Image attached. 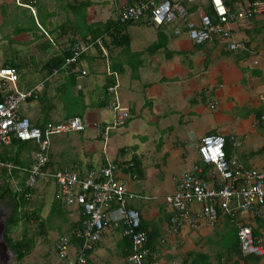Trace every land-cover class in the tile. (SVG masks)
I'll return each instance as SVG.
<instances>
[{
  "label": "crops",
  "instance_id": "1",
  "mask_svg": "<svg viewBox=\"0 0 264 264\" xmlns=\"http://www.w3.org/2000/svg\"><path fill=\"white\" fill-rule=\"evenodd\" d=\"M139 1L112 0L110 5L101 4L102 1L100 0H74L75 5L66 7L65 19L57 25L54 30L55 35L49 33L53 38L49 39L45 33L48 28L51 29L50 25L52 24L48 22L50 17L43 13V8L37 9V0H0L1 35L7 34L8 36L9 34L15 40L17 38L23 39V37L25 40H29L30 30L34 28L44 31L41 42L45 41L42 48L44 53L42 50L35 49L36 61L34 63L29 59V61L19 64L18 62L5 61L0 65V67L15 68L18 78L15 81H8L2 94L17 92L16 90L28 94L22 100L26 101L24 106H20L22 101L19 103L17 113L19 116L29 118L35 126L40 127L48 121L60 122L73 116H80L89 124L88 126L98 130L96 134L89 135L86 140H82V136L79 134L68 136V133L83 134L84 132H65V134L53 135L50 138L49 152L55 166H61L66 162H78L84 168L86 166L99 167L109 161H125L131 157L141 161L143 175L136 180L131 179L126 174L119 173L120 179L124 183L126 182L130 189L139 186L136 185L138 179H142L145 175L147 179L150 177L149 170L151 167L136 153L139 149L138 144L128 146L119 143L130 137L144 143L148 139L147 131L156 134L151 131L154 126L160 132L158 126L161 125L164 133L171 134L175 123L192 125L189 130H202L204 123L205 128L201 131L203 132L201 137L208 133H221L227 136L229 138L227 153L242 160L239 155H244L245 152L239 151L237 153L241 144L234 143L232 138L234 135L230 133V125L225 124L226 130L224 132L219 125L208 123L202 116L206 115L210 109H214L217 103H221L220 95H224L228 97L223 105L226 111L237 110L244 103L249 107L242 121L238 122L236 117L234 123L237 130L241 131L242 129L244 131L242 127L244 122L247 121L252 124L253 119L264 124V111L262 113L256 110L258 101L262 102L264 99V13L249 19L236 20L229 24L231 39L239 40L244 44L243 48L231 50L227 40H213L198 44L185 33L175 35L173 29L177 23L157 26L147 17L144 21L133 22L124 27L115 22L123 7ZM174 1L181 3L186 9L185 19L198 20L202 13L208 14L206 10H212L211 0H197L192 4L186 0ZM223 1L226 5L230 2L229 4L232 6L229 7L234 10L248 4L251 0ZM106 5L111 6L109 12ZM81 11L84 12V19H86L83 28H79L78 21ZM25 19H29L30 23L25 22ZM12 21H16L20 26L12 29ZM144 25L146 30H148V26L150 27L146 36L143 31ZM97 32L99 34L95 36ZM97 39L102 41L107 56L101 54L100 47L96 44ZM75 43H89L90 46L78 57L77 64H66L64 61L71 55L72 46ZM33 67L38 72L37 75L29 73ZM107 68L115 72L117 77L108 74ZM54 69H58V71L54 73ZM78 69L85 72L81 73ZM96 74L101 82L100 87ZM90 76H94L91 82L86 80ZM127 78L130 82L129 88L121 94V99L123 98L122 100L128 105L125 108L130 116L135 114L133 119H137L139 122L144 120L148 122L142 124L145 127V130L142 131L143 128L140 123L130 124L131 128H129V123H132L133 119L129 120L125 124L128 127L121 129L116 134L110 131L112 126L108 113L114 111H111L108 106L112 99L117 102L119 99L117 96L113 97L111 94L114 92H109L107 87L110 85L119 87L123 84L128 87ZM223 86L228 87L226 93H224ZM137 91L141 92L142 96L140 95L135 101L132 94ZM204 93H210L214 97L207 104L201 97V94ZM229 98H231L230 102L228 101ZM252 100L255 101L252 103ZM250 103L252 108H250ZM67 104L71 105V109L67 108ZM179 111H182V115L178 121H174L176 112ZM213 113L214 118H216L215 112ZM94 121L101 123L103 127L108 124L109 127L106 130L97 128L91 125ZM129 129L132 131L129 132ZM142 132H144V136H141V139L140 133ZM248 132V135L254 137L249 141L252 146L251 151L264 150V143L259 137L260 134L250 127H248ZM201 137L194 140L197 149ZM178 140L170 138L168 135L166 144L172 150H177ZM170 141L173 142L171 145ZM123 148H127V152L120 156V151ZM106 150L114 153L113 159H108ZM96 151L99 158L95 163H90L89 156L92 157L94 154H89L96 153ZM180 156L182 159H186L184 154ZM192 158L194 161L189 163L186 168L193 164H199L205 169L206 166L202 163L199 153H195ZM245 163L248 167L254 166L251 163ZM203 174L207 176H205L206 178L210 176L209 170L207 174L203 170L201 176ZM44 183L48 185V181H44ZM176 183L177 180L169 182L165 194L173 192ZM153 199L156 198L152 197V199L141 200L140 202L136 200L135 202V205L139 207L147 231L151 233L152 239L158 241L157 250H152L151 256L149 255L150 264H170V262L178 264L180 257L195 247L196 239L199 238L198 248H205L207 251V242L210 243L213 238L216 240V230L218 234H222L225 226L226 230L233 234L234 229H236L235 224L228 222L225 214L221 212L222 218L217 228L202 223L198 228L199 230L197 229L198 231L184 226L177 233L166 234L167 215H165L162 222L165 234L161 235L155 224L157 211L154 208V203L150 202ZM254 213L255 215L238 212L236 219L238 222L250 225L253 235L263 236L264 204L255 208ZM67 215H69L67 218L72 219L70 213ZM75 218H73V222L77 219ZM47 230L49 229L47 228ZM126 243L127 240L118 235V232L107 228L102 240L85 252L87 264H124L125 255L123 251ZM180 248L188 249L181 251ZM73 249L71 255L75 253V249L77 250V248ZM229 249L222 246L215 248L214 257L211 261L214 264H264V255H251V257L259 258L257 262L251 260L243 262L235 258L230 259V261L226 256L224 260L219 261L215 257L219 252L227 254ZM39 254L45 255V261L40 263L34 261ZM47 256L48 249L47 251L42 250V252L31 251L24 257L22 264H64L60 258L54 262L48 261ZM12 262L14 261L10 263Z\"/></svg>",
  "mask_w": 264,
  "mask_h": 264
},
{
  "label": "built area",
  "instance_id": "2",
  "mask_svg": "<svg viewBox=\"0 0 264 264\" xmlns=\"http://www.w3.org/2000/svg\"><path fill=\"white\" fill-rule=\"evenodd\" d=\"M195 3L197 0H186ZM214 16L202 13L198 20L185 19V8L174 0H140L133 5H126L120 10L119 20L125 22L149 15L150 21L157 25L177 23L173 29L175 35L187 34L195 43L227 40L231 50L243 48V42L231 39L229 24L236 20L249 19L264 13V0H255L234 10L223 0H211ZM183 21V22H181ZM183 23V24H182ZM182 24V25H181ZM103 56L107 52L100 39L96 40ZM89 43H75L71 55L65 59L66 64H77L78 57L85 52ZM58 69H54L56 73ZM81 73L84 70L78 69ZM107 73L117 75L107 68ZM15 68L0 67V146L9 144L12 137L25 141H35L39 149L33 152L32 163L28 167H20L0 161V168H17L27 173L24 185L34 188L38 178L51 177L58 186L57 195L65 205H77L81 208L78 224L70 232L57 237L55 250L64 264H87L85 252L100 242L109 225L118 228L121 237L131 236L132 252L125 257L124 264H145L144 260L151 254L146 246L147 236L139 229L140 215L134 203L137 198L151 199L147 195L132 192L120 179L121 168L131 166L130 163H108L96 166H78L45 172L42 167L48 162L49 139L52 135L65 132H80L86 128V122L80 116H73L66 121H48L43 126L33 125L29 118L19 116V103L28 94L11 92L3 95L8 81L17 80ZM115 85L107 87L109 92ZM109 109L114 111V125H121L129 118L128 111L119 102L111 100ZM93 126L105 127L94 121ZM226 139L221 133H208L201 137L198 153L201 161L209 166L210 176H201L203 167L193 164L184 169L173 192L166 194L163 200L179 214L169 218L170 234L176 233L186 226L196 229L204 223L213 226L218 222V208L230 217L238 228L240 251L243 254L264 255V236L254 237L250 225L238 222V212H254L256 206L264 203V169L259 170L244 165L235 155H228L225 149ZM121 165V166H120ZM135 177V174H134ZM25 197L30 196L29 190ZM130 203L132 205L130 206ZM73 239L79 243H73ZM77 248L70 255L68 248ZM79 248V249H78ZM18 264V263H15Z\"/></svg>",
  "mask_w": 264,
  "mask_h": 264
},
{
  "label": "rangeland",
  "instance_id": "3",
  "mask_svg": "<svg viewBox=\"0 0 264 264\" xmlns=\"http://www.w3.org/2000/svg\"><path fill=\"white\" fill-rule=\"evenodd\" d=\"M97 1H99V0H97ZM100 1H102L101 4H104V3L110 4V5L112 4V0H100ZM74 3H75L74 0H37V4H36L37 9L40 10L43 8V10H42L43 13L50 17L48 22H50L52 24V25H50L51 29L48 28V30L45 33L47 38L53 39V38H51L49 33L52 35H55L54 30L56 29L57 25L61 24V22L65 19V16L67 13L66 7H69L71 5H75ZM110 5H106V9L108 10V12H109V8L111 7ZM146 17H147L146 15H143L142 17H140L138 19H134V20L140 22V21H144L146 19ZM84 18H85V14H84V12L81 11V14H80L79 20H78L79 21V28L84 27V23L86 22L85 21L86 19H84ZM25 22L30 23V20L25 19ZM11 26H12V29H14L17 26H20V24L17 23L16 21H12ZM147 29L148 30L145 29V25H144L143 31L146 33L145 36L150 31V27L148 26ZM43 33H44V31H39L37 29L32 28L30 30L29 40H25L24 37H23V39L17 38L15 40L9 34H8V36H7V34H4V35L0 34V65L5 61H12L15 63L18 62V64H19L22 62H27V61H29V59H31V61L34 63L36 61L35 60V55H36L35 49L40 51V50H42V48L45 45V41L41 42L42 41L41 38L43 36ZM42 52H43V50H42ZM29 73L37 75L38 72L33 67ZM94 76H90L86 80L91 82L92 79H94ZM96 79L98 80L97 74H96ZM30 80H31V78H30ZM98 82H99V87H100L101 86L100 80H98ZM127 82H128L127 83L128 87H126V85H124V84L122 86L120 85L119 87L116 86L115 90L113 91L114 94L110 93L111 95H113V97H115V96L118 97L119 103L123 108L128 107L127 102H124L122 100L123 98L121 99V97H122L121 94L125 93L129 88V84H130L129 78H127ZM137 87H139V86L137 85ZM223 87H224V93H226L228 87L227 86L226 87L223 86ZM140 89L142 90V87H140ZM16 91L20 92L18 90H16ZM100 92H101V94H103L102 90H100ZM20 93H23V92H20ZM132 95H133V98L135 99V101L140 97V95L142 96L141 92H139V91L135 92ZM201 95H202L201 97L204 99V102L206 104L209 100L214 98L210 93H204ZM220 96H221V100H222L221 103L220 102L217 103V106L214 109H210V111L206 115L202 116V118L204 120H207V122L210 124L219 125L224 132L226 130L225 124L230 125V133H232L234 135V136H232L234 143H236L238 145H239V143L241 144V147H239V149L237 150V153H239V151L245 152L244 155H239V157L242 159L240 161L241 162L243 161L242 162L243 164L245 162L253 164L254 165L253 168L263 169L264 168V150L253 151V152L251 151L252 146H251L249 141L251 139H253L254 137L248 135L249 134L248 127L257 131L258 134H260L259 137L262 140V143H264V124L258 123L257 120L255 121L253 119L252 124L248 123L247 121L244 122V125H242L244 131H242V129H241V131L237 130L235 128V123H234L236 117H237L238 122L242 121L244 118V114L246 115V113L249 110V107L247 106L246 103H244L241 105V107H238L237 110L226 111V109L223 107V105L226 103L228 97H225L224 95H220ZM253 96H257V95H253ZM148 98L150 99V97H148ZM228 101L230 102L231 98H229ZM254 101L255 100H252L251 102L253 103ZM25 103H26V101H22L20 103V106H24ZM187 105H189V103H187ZM70 106L71 105L67 104L68 109H71ZM186 107L188 108L189 106H186ZM252 107L253 106L250 103V108H252ZM256 110L258 112L263 113V111H264V99L262 100V102L258 101V106L256 107ZM175 111H177V110H175ZM213 112H215V116L217 119L214 118ZM108 115H109V120H110L111 126H112L110 131L112 133H116V134H118L121 129H125L126 127H128V125L125 126L126 122L129 120H132L135 117V114H131V116H130L128 113L129 119H127L125 121V123H123L121 125H114V112H109ZM181 115H182V111L176 112V116L174 117L175 119H173V120L178 121L180 119ZM214 119H216V120H214ZM162 121L163 120L161 118V122ZM147 122H148L147 120H144L143 122L142 121L139 122L137 119L136 120L133 119V122L129 123V128H131L130 124L140 123V125L142 126L143 123L146 124ZM88 125L89 124L86 122V128L83 131L84 132L83 134H81V133H68V136L79 134L82 136V140H86L87 137H89V135L96 134L98 132L97 129H95L93 127L91 128V126H88ZM185 126H187V127H185ZM119 127H121V128H119ZM173 127H174V129L172 130L171 134L164 133L162 131L161 125L158 126L160 132H158L156 130L155 126L152 127L151 131L155 132L156 134H151L150 132L147 131L148 139L144 143L143 142L141 143V142H139V140H135V138H132V137H130L129 139L125 138L124 140H122L119 143L120 145H128V146L133 145V144H138L139 149L136 151V153L139 154L141 156V158L147 162V165H149L151 167L150 170L147 167V169L150 172V177L147 179L146 175H145V177H143L142 179H138L136 181V185H139V186L138 187L134 186L133 189L131 188V190H133L135 193L136 192H138V193L143 192V193H146L147 195H149L150 197L152 196V197L156 198V199L151 200L150 202L154 203V205H155L154 208H156V211H157V218H156L155 224L158 227V231L161 235L165 234V229L163 228V223H162L164 216L170 214V212H171L170 206L167 205L165 202H163V197L165 196V193L167 192V189H168V183L172 182V181L175 182L176 180H178L181 172L186 168V166H188L189 163L194 161L193 160L194 158H192V156L195 153L196 154L198 153L197 148H196L197 145H196V142H194V140L201 137V135L203 134V132H201V131L204 130L205 124L203 123L202 130H189L192 127V125H180L177 123H175V125ZM142 128H143L142 131H144L145 127L142 126ZM131 131L132 130L129 129V132H131ZM242 132H244V133H242ZM63 134H65V133H63ZM143 134H144V132L140 133L141 139L144 136ZM168 135L170 138L179 139L178 140L179 144L177 146V150H172L170 147L167 146L166 138ZM107 142H109L108 139H107ZM49 143H50V139H49ZM169 143L171 145L173 142L170 141ZM106 153H107L106 155H107L108 159H113L112 157H114V153L107 152V150H106ZM93 154H94V156H92V157L89 156L90 163H95L97 161V159L99 158L97 151H96V153H90L89 155H93ZM182 154H184L186 156L185 160L182 159V157L180 156ZM73 165H74L73 163L66 162L64 164H61L60 167L61 168H71V167H73ZM19 175L20 174H18V178L12 177L9 180V183H10L11 188L13 190L17 189L20 186L19 182H20L21 177ZM44 181H48V185H45ZM36 190H37V192H36ZM56 191H58V186L55 183L54 179L49 178V177H45L44 180H43V178L38 179L37 183L35 184V195H33V197H31V203L32 204L30 205L31 207H29V208L38 210L40 220H38V221L31 220L29 222L25 221V220H21L16 226H13L11 228V232H10L12 237L15 239L20 238L22 236V234L26 231L28 234H32V233L36 234L39 231L40 221H41V223L46 226V230H47V228L49 230H47L48 232H47V234H45V236H41V235L38 236L36 234L38 236L37 237L38 243H36V245L32 251L42 252V250L47 251V249H48L47 260L51 261V262H54V261L59 259L57 252L55 250V242L57 240V237H59L60 235H62L64 233L70 232V227H71L70 225H71V223H73V218L77 217L79 214V211L77 209V205H65L61 198H59V199L57 198L58 199L57 202L58 203L60 202L59 204H62L61 208H57V210L61 211L62 216L59 215L58 214L59 212L56 210L54 211V213L52 215L47 216L49 211H50L51 205H53L52 201H53V198L55 196ZM139 195H142V194H139ZM137 200H138V198H137ZM138 202H140V200ZM1 207L3 209H1ZM10 210H11V207H10L9 199L6 198L4 200H0V212H10ZM69 213H70L72 219L67 218V216H69L67 214H69ZM198 228L192 229V230L198 231L199 230ZM73 243H74V245L76 244L74 239H73ZM41 248H42V250H39ZM182 249L185 251L188 248H182ZM182 249H181V251H183ZM73 250L74 249L72 247L68 248L69 253H73ZM44 256L45 255L42 256L39 254L38 257H36L34 259V261L38 262V263L43 262V261H45ZM20 264H22V262ZM170 264H172V262H170Z\"/></svg>",
  "mask_w": 264,
  "mask_h": 264
},
{
  "label": "trees",
  "instance_id": "4",
  "mask_svg": "<svg viewBox=\"0 0 264 264\" xmlns=\"http://www.w3.org/2000/svg\"><path fill=\"white\" fill-rule=\"evenodd\" d=\"M252 1H254V0L249 1V3H251ZM210 3H211V1H210ZM229 3L230 2L227 3V6L231 7L232 5ZM206 12L208 14H210L211 16H213L211 9L206 10ZM119 14H120V12H119ZM119 14H118V17H119ZM146 16L150 20L149 15H146ZM115 22H117L118 24H121L122 25L121 27H124L130 23L137 22V21L128 20L125 22H121L119 20V18H117L115 20ZM118 30L120 31V29H118ZM98 34L99 33L97 32L95 34V36H97ZM80 132H83V131H80ZM224 137L226 139L225 149L227 152V146H228L229 138H227V136H224ZM38 149H39L38 144L33 140L22 141V140L16 139L15 137H12L9 144L0 146V161L5 162V163H11L13 165H17L20 167H28L32 163L33 152L37 151ZM125 152H127V148H123L122 151H120V156H122ZM228 155L230 156L231 154H228ZM112 162L116 163V164L130 163L131 162V164H132L131 166H128L127 168H123V167H120V168L122 171L121 173L128 175L133 180H136L137 178H139L143 175L141 161H139L138 159L131 157L129 160H125V161L113 160ZM73 164H77L78 166L82 165L81 163H78V162H74ZM205 166L206 167H205L204 171L207 174V171L209 170V166H207V165H205ZM58 169H62V168L58 165L55 166V163H53L51 154L48 150V162H46V164L42 167V170L45 172H55ZM18 174H20L19 176L21 177L20 182H19L20 186L18 189L13 190L11 188L9 180L12 177L18 178ZM134 174H135V177H134ZM203 176L205 177L206 175L203 174ZM26 177H27V173L23 172L17 168H11V169L6 168V167L0 168V200H4L6 198L9 199L10 207L12 208V212L10 213V215L8 216V218L5 222V229H4V233H3L4 240L6 241V244L15 253L14 262H12L10 264H15V263L20 264L22 262V260L24 259V257H26L35 247V245L37 243V237L39 235L45 236V234L47 233L46 226L44 224H42L41 221H40L39 231L36 233L38 236L36 234H33V233L28 234L26 231L22 234V236L20 238L15 239L12 237V235L10 233L11 228L13 226H16L21 220H25L28 222L31 220H36V221L40 220L38 210L29 208V207H31L30 205L32 204L31 203V197H33V195H35V187L34 188H26L25 187L24 182H25ZM49 178H51V177H49ZM38 179H41V177ZM43 179H45V178H43ZM27 190H29V192H30V196L28 198H26L24 195L25 191H27ZM131 191L134 192L133 190H131ZM135 194L137 195V193H135ZM142 195H147V194H142ZM147 196H149V195H147ZM57 198L59 199V197L57 195V191H56L55 196H54L53 201H52L53 205H51L50 211H49L47 216L52 215L55 210L58 211L59 212L58 214L62 216L61 211L57 210V208L62 207V204H59L60 202L59 203L57 202L58 201ZM139 200L141 201V199H138L137 201H139ZM147 200H149V199H147ZM163 202H165V201L163 200ZM263 204L264 203L260 204L259 206H261ZM131 205H132V203H130V206ZM134 205H135V203H134ZM135 207L138 209L139 215H140L139 229L143 230L146 233V236H147L146 246L148 248L150 246L149 249H150V252L152 253V250H154V251L157 250L156 247L158 246V241H155V239H152L151 233H149L147 231V228L145 227V223L142 219V215H141V212L139 210V207L136 205H135ZM257 207L258 206H256V208ZM80 210H81V208H79V210H78L79 214H80ZM254 212H255V210H254ZM254 212H248L246 214L255 215ZM174 214L178 215L179 211L173 210L171 208L170 214H168L166 216V223H167L166 234H170V232L168 230V228L170 227L169 218L171 215H174ZM221 216H222L221 211L218 208L219 219H218V222L214 223V225L212 227L217 228V225L219 224V221L222 218ZM225 217H226L228 222H230L231 224L233 223V222H231L230 217L228 215H225ZM77 224H78V220H75V222H73V224H71L70 230L73 227H75ZM235 227H236V225H235ZM108 228L113 230V231L119 232L118 228H114L111 225H109ZM253 236L255 238L258 237L255 235H253ZM123 239L127 240V243L125 244V249L123 251L124 255L126 257L129 253L132 252V249H133L132 248V239H131V236L123 237ZM151 239H152V241H151ZM74 240H75L76 244L79 243V240H77V239H74ZM163 241H164V239H163ZM198 242H199V238L195 240V247L191 250H188L187 252H185L180 257V261L178 262V264H214V262L211 261V259H212V257H214L213 254L215 252V248H218V247L220 248L221 246L224 248H230V249H229V252H227V254L219 252L217 254V256H215L216 258L219 259V261H221L222 259L224 260L225 256L229 260L235 258V259H240L243 262H248L249 260H251L253 262H257L259 259L258 257H255V256L251 257V255H256V254H243L240 251L239 240H238V228L237 227H236V229H234L233 234H230V231H227L225 226H224V230H223L222 234H218L217 230H216V240L213 238V240H210V243L207 242V247H206L207 251L205 250V248H202V249L198 248V245H199ZM159 243H160V241H159ZM161 243H162V241H161ZM150 256H148L144 260L145 264H150L149 263L150 259H148ZM0 264H2V263H0ZM221 264H223V263H221Z\"/></svg>",
  "mask_w": 264,
  "mask_h": 264
},
{
  "label": "water",
  "instance_id": "5",
  "mask_svg": "<svg viewBox=\"0 0 264 264\" xmlns=\"http://www.w3.org/2000/svg\"><path fill=\"white\" fill-rule=\"evenodd\" d=\"M9 213L10 212H0V263L2 264H10V262L13 261L15 257L14 251L6 244L3 236L5 222L9 216Z\"/></svg>",
  "mask_w": 264,
  "mask_h": 264
},
{
  "label": "flooded vegetation",
  "instance_id": "6",
  "mask_svg": "<svg viewBox=\"0 0 264 264\" xmlns=\"http://www.w3.org/2000/svg\"><path fill=\"white\" fill-rule=\"evenodd\" d=\"M1 209H3V208L1 207Z\"/></svg>",
  "mask_w": 264,
  "mask_h": 264
}]
</instances>
